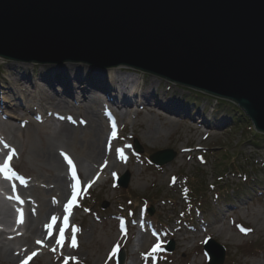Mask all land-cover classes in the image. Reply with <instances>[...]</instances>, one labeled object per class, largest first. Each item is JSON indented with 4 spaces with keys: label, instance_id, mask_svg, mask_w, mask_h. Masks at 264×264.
Returning <instances> with one entry per match:
<instances>
[{
    "label": "rangeland",
    "instance_id": "obj_1",
    "mask_svg": "<svg viewBox=\"0 0 264 264\" xmlns=\"http://www.w3.org/2000/svg\"><path fill=\"white\" fill-rule=\"evenodd\" d=\"M63 66L83 67L90 78L84 64ZM54 69L0 58V160L9 153L14 169L26 178L22 185L11 178L0 179L4 194H0V228L11 227L20 202L23 211L17 232L0 234V264H23L28 253H36L29 264H65L66 259L67 264H117L122 252V264H155L154 259L156 264H206L205 238L225 247L223 264H264L263 141L244 127H223L225 114L212 100L194 95L187 100L186 88L127 68H113L119 76L113 73L100 79L103 86L112 81L109 95L130 100L115 106L121 115L119 130L107 140L104 111L110 108L100 88L91 87L81 95L83 85L75 83L77 92L62 91L72 89L71 80L64 88H58L57 82L51 87L41 77ZM61 77L58 73L57 79ZM57 106L68 107L71 114ZM94 112L104 128L99 142L91 145ZM64 125L72 129L71 135H53ZM134 138L143 153L132 150L127 160L121 158L117 150ZM162 149H173L178 155L167 166L154 167L147 157ZM216 152H223L222 159ZM62 153L78 170L83 192L72 214L71 234L60 248L52 233L43 236L48 222L57 223L70 188L68 178L63 179L68 164ZM124 170L130 173L125 189L115 181ZM187 181L198 187L189 194H202L192 197L200 201L198 206L185 199ZM243 183L250 190L247 194L237 196L233 191L232 199L222 198L220 187L230 185L236 190ZM237 189L246 191L244 186ZM146 208H152V214ZM36 220L38 230L31 232ZM142 221L146 233L138 231ZM73 227L78 231L73 233ZM73 236L75 247L71 246ZM169 240L175 245L172 253L164 251ZM156 244L159 248L153 252Z\"/></svg>",
    "mask_w": 264,
    "mask_h": 264
},
{
    "label": "water",
    "instance_id": "obj_2",
    "mask_svg": "<svg viewBox=\"0 0 264 264\" xmlns=\"http://www.w3.org/2000/svg\"><path fill=\"white\" fill-rule=\"evenodd\" d=\"M0 58L137 70L236 104L264 134V0H0ZM128 181L126 171L118 184ZM204 250L207 264L223 263L213 239Z\"/></svg>",
    "mask_w": 264,
    "mask_h": 264
},
{
    "label": "bare ground",
    "instance_id": "obj_3",
    "mask_svg": "<svg viewBox=\"0 0 264 264\" xmlns=\"http://www.w3.org/2000/svg\"><path fill=\"white\" fill-rule=\"evenodd\" d=\"M52 68H55L54 69V71H51V73H49L48 74V77H49V79H50V81H48V80H46L47 81V83L49 84V85H51V87H52V85H54L56 82H57V84L58 85H62L63 86V88L65 87V83H67V85L69 86V84H68V82L71 80V81H73V87H72V89L69 87H65L64 88V91H66L67 93H70V92H72V93H74V92H77L76 90H73L74 89V87H76L75 86V83H78V84H80V83H82V88H81V90H80V93H81V95H82V93L84 92V91H87L89 88H93L94 86H97V85H99V86H102V82L100 81V79L102 78V75H100L99 73H93V72H89V76H90V78H92V79H94L93 81H91L90 80V78L89 79H87L86 78V75H87V73L85 74L83 71V67H76V66H71V67H59V68H56V67H53V66H51ZM50 67V68H51ZM88 69V68H87ZM11 70L13 71V69L11 68ZM88 71H89V69H88ZM111 72V73H110ZM45 73V72H44ZM61 74L62 75V77H61V79L59 78V79H57V74ZM106 73L108 74V76H113V73H114V69L113 68H109L108 70H106ZM104 74V73H103ZM115 75H117L116 73H114ZM117 76H119V75H117ZM99 78V80L98 79H96V78ZM108 79H110V78H108ZM118 79H120V78H118ZM16 80L18 81V79L16 78ZM100 81V82H99ZM19 82V81H18ZM19 84V83H18ZM18 84H16V85H18ZM112 84V81L111 80H108V85L110 86ZM107 85V86H108ZM58 88H60V87H58ZM109 90H111V89H102V91H101V94L105 97V98H109L108 96H106L107 94H109ZM79 92H78V94H80ZM59 111H61V112H63V113H65V114H71V110L68 108V107H60V106H57L56 107ZM92 112V111H91ZM16 114V113H15ZM94 117H96V119H92V123L90 124L91 126H92V128H93V130L95 131V133H94V135L91 137L93 140L91 141V145H94L95 143H98L99 141H98V139H101L102 138V135H103V128H104V125L102 124V121L100 120V118L95 114V112H94ZM63 116H61V118H62ZM63 118H65V121L66 120H69L70 122H72V119H69V118H67V116L66 117H63ZM90 120H91V118H89ZM85 124H87V123H85ZM119 130V129H118ZM73 133V131H72V129H70V128H68V127H66L65 125L64 126H61L60 127V130L57 132V133H54L53 135H55V136H67V135H71ZM94 137H96L97 139H95ZM120 150H121V152H122V155H123V157L125 158V160H127V157H128V154H129V151L131 150V146H130V143L128 142V141H126L122 146H121V148H120ZM99 151V150H98ZM98 155H99V153H98ZM105 163H102V165H104ZM63 179H64V181L65 180H67V177H64L63 176ZM53 188H55V186L53 187ZM58 188V187H57ZM64 190V189H63ZM62 193H63V191H62ZM194 196V194H193V192L191 193V197H193ZM69 198V196H66V198L65 199H68ZM40 207V206H39ZM39 210H40V208H39ZM34 230H38V220H36L35 221V227L32 229V231L31 232H33ZM42 230H43V227H41L40 228V233L42 234ZM3 231H0V234H2L3 235ZM44 236H46V232H45V235ZM43 236V237H44Z\"/></svg>",
    "mask_w": 264,
    "mask_h": 264
},
{
    "label": "trees",
    "instance_id": "obj_4",
    "mask_svg": "<svg viewBox=\"0 0 264 264\" xmlns=\"http://www.w3.org/2000/svg\"><path fill=\"white\" fill-rule=\"evenodd\" d=\"M203 96L204 94H199V93H196V92H190V95L187 96V100H192V96ZM210 99V98H209ZM186 101V100H185ZM193 103V102H192ZM217 104L220 108H222V111L224 112L225 114V120L226 122H224L226 125L228 124L230 127L232 125V128H235V127H238L240 126L241 128L244 127L247 131H249L251 133V135L257 140H261L264 142V135H261V134H258V133H255L251 127V124H250V121L248 120V118L244 115V113L234 104H231V103H228L227 101H222V100H218L217 101ZM232 122V124L230 123ZM226 132V130L224 131ZM256 141H254V144L258 145V143H255ZM223 153V152H222ZM221 154V153H219ZM218 154V155H219ZM224 156V155H222ZM194 185L191 183V184H188V187L189 189L193 190L195 188L198 189V187H193ZM202 190L201 188H199V191ZM227 190V193H228V189ZM193 192V191H192ZM229 194V193H228ZM196 195V194H195ZM200 196L202 194H199ZM197 196V195H196Z\"/></svg>",
    "mask_w": 264,
    "mask_h": 264
},
{
    "label": "snow or ice",
    "instance_id": "obj_5",
    "mask_svg": "<svg viewBox=\"0 0 264 264\" xmlns=\"http://www.w3.org/2000/svg\"><path fill=\"white\" fill-rule=\"evenodd\" d=\"M113 135H114V134H113ZM5 147H7V145H5ZM117 152L121 155V158H123V155H122L121 150L118 149ZM62 155H64V158H65V160L67 161V163H68V165H69V171L71 172L72 179H73V180H76V179H77V177H76V171H75V167H74V165H73L72 160L69 159L65 154L62 153ZM3 169H5V170L8 169V161H7V160H5V162H4ZM13 174H15V173H13ZM71 187H72V198L69 199L68 204L65 205V212H68V211L70 210L71 206L73 205V203H74V201H75L76 195H77V192H76L77 184H72ZM52 219L55 221L56 217H53ZM66 222H67V217H65V223H66ZM48 227H51V225H49ZM72 230H73V233H75L76 231H78V229L75 228V227H73ZM241 230L243 231V229H241ZM63 233H64V229L61 228V229H60V239H57V243H58V244L61 243V240H62V238H63ZM37 243L39 244V243H41V241H37ZM71 246H72V247H75V246H76V242H75V237H74V236H73V240H72V244H71ZM158 248H159V244H156V245L153 246L152 251L154 252V251H156ZM115 251H116V248H113V252H115ZM35 254H36V253H32V255H35ZM150 254H151V253H149V255H150ZM30 258H31V257H29V259H30ZM72 259H75V257H73ZM65 264H67V259H66Z\"/></svg>",
    "mask_w": 264,
    "mask_h": 264
}]
</instances>
